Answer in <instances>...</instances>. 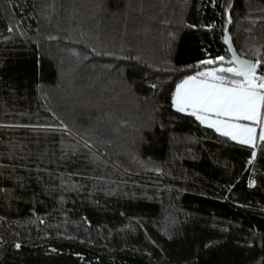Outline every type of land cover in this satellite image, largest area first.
<instances>
[{"label": "trees", "instance_id": "16d2710c", "mask_svg": "<svg viewBox=\"0 0 264 264\" xmlns=\"http://www.w3.org/2000/svg\"><path fill=\"white\" fill-rule=\"evenodd\" d=\"M230 8L264 73V0H0V264H264V141L172 104Z\"/></svg>", "mask_w": 264, "mask_h": 264}, {"label": "snow or ice", "instance_id": "6c2138e0", "mask_svg": "<svg viewBox=\"0 0 264 264\" xmlns=\"http://www.w3.org/2000/svg\"><path fill=\"white\" fill-rule=\"evenodd\" d=\"M224 43L232 58L226 60L219 56L200 61L196 67L203 70L176 84L172 104L178 112L195 117L221 135L255 146L257 128L238 121L260 125L259 139L264 141V73L257 72L262 61L240 59L233 51L228 35L224 36ZM218 64L228 66L204 67ZM252 155L254 157L256 153ZM15 247L19 249L20 244Z\"/></svg>", "mask_w": 264, "mask_h": 264}, {"label": "water", "instance_id": "95a60500", "mask_svg": "<svg viewBox=\"0 0 264 264\" xmlns=\"http://www.w3.org/2000/svg\"><path fill=\"white\" fill-rule=\"evenodd\" d=\"M230 12H231V8H230V10L227 12V16H226V18H227V23H226V25H225V28H224V31H223V45L226 47V49H228V45H226L225 43H224V36L225 35H228L229 36V38H230V43H231V45H232V49H233V51H235V53L237 54V52H236V50H235V48H234V46H233V44H232V39H231V37H230V34H229V31H230V28H231V26H232V20H231V17H230ZM229 20L231 21L230 23H229ZM227 53H228V56H229V59H226V60H230L231 58H232V53L231 52H229L228 50H227ZM237 56L240 58V59H246V58H243V57H240L238 54H237ZM247 60H249V59H247ZM252 61V60H251ZM254 62V61H253ZM217 66H220L219 64L218 65H211V66H209V67H217ZM223 66H228L227 64H224Z\"/></svg>", "mask_w": 264, "mask_h": 264}, {"label": "rangeland", "instance_id": "374dc122", "mask_svg": "<svg viewBox=\"0 0 264 264\" xmlns=\"http://www.w3.org/2000/svg\"><path fill=\"white\" fill-rule=\"evenodd\" d=\"M220 66H223V65H220ZM217 67H219V66H217ZM226 67H227V66H226ZM262 111H264V110H262ZM238 123H240V124H246V125H249V126H254V127H256V128H257V132H256V139H255V141H254V144H256L257 141H261V140L259 139L260 127H261L260 125H253L251 121H238ZM202 125H204V126L207 127L206 124H202ZM213 129H214V128H213ZM233 141L239 143V142L236 141V140H233ZM240 144H241V143H240ZM243 145L253 146V145H251V144H243ZM93 165H96V163H95L94 161H93ZM97 167H98V165L96 166V168H97Z\"/></svg>", "mask_w": 264, "mask_h": 264}, {"label": "crops", "instance_id": "0c3cea01", "mask_svg": "<svg viewBox=\"0 0 264 264\" xmlns=\"http://www.w3.org/2000/svg\"><path fill=\"white\" fill-rule=\"evenodd\" d=\"M212 129H213V128H212ZM214 130H215V129H214ZM215 131H216V130H215ZM216 132H217V131H216ZM219 134H220V133H219ZM258 142H259V141H257V143H258ZM257 143H256V144H257ZM256 144H255V145H256ZM251 147H253V146H251Z\"/></svg>", "mask_w": 264, "mask_h": 264}]
</instances>
